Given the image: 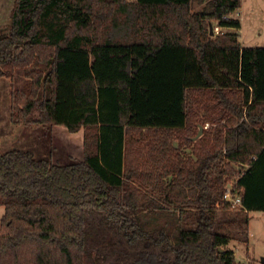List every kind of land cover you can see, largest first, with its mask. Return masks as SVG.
<instances>
[{
	"label": "trees",
	"instance_id": "trees-1",
	"mask_svg": "<svg viewBox=\"0 0 264 264\" xmlns=\"http://www.w3.org/2000/svg\"><path fill=\"white\" fill-rule=\"evenodd\" d=\"M240 7L13 1L10 120L82 132V154L0 152V264H253L224 248L264 212V47L240 45ZM232 182L241 208L223 200Z\"/></svg>",
	"mask_w": 264,
	"mask_h": 264
},
{
	"label": "rangeland",
	"instance_id": "rangeland-1",
	"mask_svg": "<svg viewBox=\"0 0 264 264\" xmlns=\"http://www.w3.org/2000/svg\"><path fill=\"white\" fill-rule=\"evenodd\" d=\"M13 1L0 0V38L8 32L9 15ZM241 6L239 15H235L240 18V28L237 30L240 45L242 47H264V0H241ZM195 8L197 7L195 6ZM213 26L215 27L216 23ZM222 31H226V29ZM9 102L10 82L8 78H2L0 80L1 153L15 149L31 151L36 159L50 160L60 164H70L81 158L82 132L69 133L62 126H22L14 124L10 120ZM207 127L208 125L204 128ZM3 213L4 210L0 207V218ZM248 230L250 239L247 243L250 245V250H248L247 243H240L235 240L230 241L224 248L233 250L235 260L238 262L260 264L261 259L264 257V212L249 213ZM107 232L105 237H109V241L102 243V246L105 245L112 249L114 244L122 242L121 239L113 238L111 229ZM93 240L98 239L87 240L86 249L88 253V247L92 246L90 241ZM99 252L103 253L104 250L100 248ZM90 259L92 264H107L110 260L108 257L107 262L100 260L99 263L93 255Z\"/></svg>",
	"mask_w": 264,
	"mask_h": 264
},
{
	"label": "built area",
	"instance_id": "built-area-1",
	"mask_svg": "<svg viewBox=\"0 0 264 264\" xmlns=\"http://www.w3.org/2000/svg\"><path fill=\"white\" fill-rule=\"evenodd\" d=\"M219 30L220 28L218 26H215L214 28L212 27V32L215 34L218 33ZM241 168L242 166L236 167L237 170L239 169L238 171H241ZM225 188L226 190L223 195L225 203H227L232 209L241 208V193L237 188H235L233 182L227 183Z\"/></svg>",
	"mask_w": 264,
	"mask_h": 264
},
{
	"label": "water",
	"instance_id": "water-1",
	"mask_svg": "<svg viewBox=\"0 0 264 264\" xmlns=\"http://www.w3.org/2000/svg\"><path fill=\"white\" fill-rule=\"evenodd\" d=\"M209 32L212 35V27L209 28ZM202 130H203V128L199 127L197 135L193 138V140H196L197 138H199L202 135ZM260 264H264V257L261 259Z\"/></svg>",
	"mask_w": 264,
	"mask_h": 264
},
{
	"label": "crops",
	"instance_id": "crops-1",
	"mask_svg": "<svg viewBox=\"0 0 264 264\" xmlns=\"http://www.w3.org/2000/svg\"><path fill=\"white\" fill-rule=\"evenodd\" d=\"M241 8H242V6L240 7V9H241ZM240 9H239V10H240ZM239 10H238V15H239ZM239 20H240V18H239ZM249 239H250V234H249V230H248V243H249ZM248 243H247V244H248ZM248 246H249V247H248V250H250V245L248 244ZM249 253H250V252H249ZM252 259H254V258H252ZM254 260H255V259H254Z\"/></svg>",
	"mask_w": 264,
	"mask_h": 264
}]
</instances>
